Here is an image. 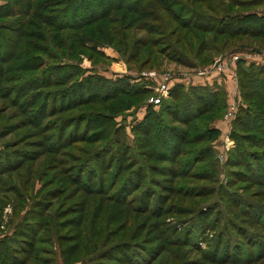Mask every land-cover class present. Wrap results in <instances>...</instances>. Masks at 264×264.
<instances>
[{
  "label": "rangeland",
  "instance_id": "374dc122",
  "mask_svg": "<svg viewBox=\"0 0 264 264\" xmlns=\"http://www.w3.org/2000/svg\"><path fill=\"white\" fill-rule=\"evenodd\" d=\"M4 1L0 0V6ZM0 23L5 24L6 21L0 18ZM99 49L102 51V56L88 58L78 55L69 60H61L53 52L49 54L51 57L40 53L32 54L35 58L30 61L40 62L39 65L41 66L36 67L38 70L46 67L47 64L61 67L55 68L50 82L45 86H40L56 92L47 104L54 109L48 115L40 114V111L37 114L31 113L30 120L33 124H30L28 120L31 109L48 96L39 94L42 92H33L30 96L32 93L30 91L39 89L37 86L32 88L34 85L32 82V86L30 83L29 86L23 87L20 91L19 94L24 93L23 97L16 100L17 102L12 101L13 98L8 87L19 83V78L10 80L18 72L13 75L8 73L3 76V81L0 80V196H3V206H0V237L3 236V246L6 248L8 246V249L12 248V252L17 251L11 246L13 243H7L4 239L24 237L25 233L20 228H26L24 222H33L37 219L38 211L44 210L42 209L44 207L47 209L46 212L57 207V220L63 222L58 231L61 240L57 244L52 232L44 234L41 229H35L37 231L34 236L40 238V241L32 240V242L34 246H45L44 251H40L41 256L47 257V259L55 257L58 264H80L81 262L147 264L149 256H151L149 252L153 254L160 249L170 253L171 256L166 262L168 264H187L195 258L200 261L199 264H214L202 256L210 250L214 235L221 231L220 227L229 218L242 224H248L247 229L251 228L257 233L263 232L254 223H247L238 206L231 203L225 196L218 197L222 202L220 201L218 204L220 211L216 214L217 222L215 225L206 231L201 228L203 224H211L208 217L215 211L214 206L209 204L215 199L212 188L219 187V193L228 194L234 201L239 197L250 199L261 205L264 200V197L263 200L252 197L253 194L262 192L264 184L254 185L248 179L249 177H257L263 182L264 174L260 168H257L259 171L253 174L242 164H234L235 161H245L246 158L233 145L234 143L229 136L230 126L223 133L218 129L217 137L210 145H207L209 164H205L207 158H204L194 164L192 168L191 165L188 168L180 166V162L182 159L191 156L192 145H177L178 149L170 147L172 149L171 161H167L166 157H158V152L160 150L165 151L166 145H155L158 139L154 136L153 131L150 136L151 145L148 136L147 138L145 136L136 137L134 127L139 125L138 123L145 113L144 100L134 103V99L129 94L126 96L118 94L114 99L109 98L103 101L101 99L91 100V96L97 95L90 94L83 88L81 98L84 101L79 103L75 99L76 89L70 88L73 82L82 78L84 81L86 80V83L91 84V87L94 84L97 86V89L94 90L98 92V96L104 94L107 96L112 93L114 85L121 89L128 88L129 84L126 81L123 84L122 81L124 80L123 77H127L131 78L130 84L144 83L153 89L157 82L161 81L163 73L174 76L183 75L182 78L185 80H191L192 72H194L193 75L196 74L198 69L203 68L202 65H196L194 71L192 68H184L173 62L164 61L158 69L143 68L139 71L137 65L127 63L124 56L112 47L102 46ZM263 51L264 48L260 51L247 53H261ZM220 58L217 57L216 60ZM17 63H20V60H17ZM38 70L22 75H31L30 73L33 72L39 74L43 71ZM4 71L5 68H3ZM143 71H153L155 80L146 79L141 74ZM44 79L46 76H43L36 83L42 85L44 82L41 81ZM61 80L66 83L61 84L59 82ZM176 80V83H179V80ZM186 87L187 85H184L183 88ZM105 88L106 91L102 92ZM62 89H64V93L58 94L57 92H62ZM26 93L29 96H25ZM117 93H120V89ZM114 105H116V109L112 110ZM61 107L64 110H61ZM223 114L214 122L221 120L226 123L223 120ZM104 115L113 116L107 118ZM166 120L169 119L166 118ZM105 122L107 124L102 127H107V129L100 132L103 129L101 125ZM227 124L229 125V123ZM64 138L67 139L65 140L67 142H61ZM202 143L206 144L202 140L201 145H196L195 149H198L199 146L206 148V145H202ZM243 146L251 151L264 149V145ZM182 148H188L191 152L183 153ZM149 152L154 155L152 158H148ZM148 165H154L155 170L145 169ZM162 165L165 168H159ZM123 166L126 169L121 171L120 167ZM116 167L117 169H115ZM199 167L201 168L199 169ZM198 169L202 175L209 177L208 180H195L185 173H180L181 171H197ZM115 171L122 172V174L117 177L116 182L113 179L106 186V182L113 177L112 174ZM204 171L206 172L204 173ZM231 171H237V173ZM129 172L136 187L129 188L128 194L126 193L127 189L125 192L116 190L120 186L121 180ZM97 177H99L98 180ZM60 180H68L70 183L60 184ZM260 180L256 181L260 182ZM97 184H101L100 189L95 188ZM133 184L131 185L134 186ZM178 184L190 186L202 184L206 185L207 189L211 188V191L208 195L200 198L195 197L196 191L187 198L182 197L177 190L168 191L166 195L170 196V201L177 203L175 206L184 203L183 205L190 207L191 212L184 214H177V211H165L159 215V211L163 210L168 203L163 202V199L156 198L155 195L148 197V199L146 196H142V191L145 188L148 192L155 191L165 194L166 188L175 187ZM103 185L106 187L103 188ZM97 192H102V194H97ZM111 193L114 195L110 196ZM189 193H192L191 189H189ZM135 195L139 196L133 202L132 196ZM127 199H130L128 200L129 206L123 208L125 206L123 201ZM145 200H147L146 206ZM200 205L201 207L198 208ZM150 209L151 211H149ZM199 214L200 216H198ZM177 218H184L185 220L178 222ZM163 221L164 223H162ZM169 222H171V229L160 232L159 228L164 224L168 227ZM115 228L117 230L112 232ZM229 228L230 226L227 225L223 234L230 232V229L232 230ZM77 230L85 234L83 235L85 237L88 234L97 235V239L94 243H87L84 248L76 247V251L71 253L72 259L63 262L59 255V247L72 244L74 241L70 238L78 235ZM91 235L88 240H90ZM164 236L175 239V241H166ZM262 237L264 238V233L259 238L262 239ZM47 239L48 243L43 242ZM118 242L119 244L127 243V246L118 247L116 246ZM28 248L29 251L35 249L33 247ZM230 248L229 245V253H231ZM263 249V247L254 244L250 247L246 245V247L243 246L238 249L236 254L241 256L242 253H246L247 256H250L255 251ZM35 253L39 254V250ZM259 256H252V259L257 261L253 260L251 264H264V257ZM156 261H152V263L155 264ZM51 264L53 263L51 262ZM192 264L195 263L192 262ZM235 264L239 263L236 262Z\"/></svg>",
  "mask_w": 264,
  "mask_h": 264
},
{
  "label": "trees",
  "instance_id": "16d2710c",
  "mask_svg": "<svg viewBox=\"0 0 264 264\" xmlns=\"http://www.w3.org/2000/svg\"><path fill=\"white\" fill-rule=\"evenodd\" d=\"M0 18L6 21L5 24L0 23V80L3 81V76L8 73L13 75L16 72L18 73L10 80H17L18 78L20 80L19 83L8 87L13 98L12 101L23 97L24 93L19 94L20 91L23 87L29 86L30 83L32 86V82H34L32 88L37 86L39 89L30 91L32 92L30 96L33 92H42L39 94L48 96L31 109L28 116L30 124H33L30 120L31 113L37 114L40 111V114L48 115L54 109L47 104L56 92L40 86H45L51 81V75L56 67L61 68L58 67L59 65L47 64L46 67L38 70L36 67L40 62H31L30 60L35 58L32 54L40 53L50 56V52H53L61 60L74 59L78 55L92 58V56L103 55L99 48L110 46L122 54L127 63L137 65L139 71L143 68L158 69L164 61L173 62L184 68H192L195 71L196 65H202L201 67L210 65L226 51L229 52H226L223 57L230 53L241 54V58L236 61L235 68V83L239 101L237 100L234 115L229 121V136L234 143L233 145L236 146V150L244 155L246 160H237L234 164H242L253 174L259 171L257 168H260L264 174V166H262L264 164V149L251 151L243 146L264 145V64L246 62L245 58L247 52L260 51L264 48V0H5L0 6ZM263 52L261 53L264 55ZM17 60H20V63H17ZM69 65L72 66L71 63ZM3 68H5L4 72ZM36 70L43 71L39 74L33 72L30 73L31 75H22ZM225 70L216 73L230 80L228 95L222 85L215 83L191 85L185 84L186 82L176 83L177 81H173L168 88L167 96L161 98L157 105H152L146 101L147 97L153 95L151 88L144 83L130 84L131 78L127 77H123L124 80H121L123 84L125 81L129 84L128 88L121 89L114 85L112 93L107 96L105 94L98 96V92L95 91L97 86L94 84L91 87V84L86 83V80L84 81L82 78L73 82L70 88L76 89L75 99L79 103L84 101L81 98L83 88L90 94L97 95L91 96V100L114 99L118 94L125 96L129 94L134 99V103L144 100L145 113L138 123L139 125L134 127L136 137L145 136L147 138L148 136L150 140L148 142L151 145L150 136L153 131L154 136L158 139L155 145H166L165 151L160 150L158 152V157H166L167 161H171L172 149L170 147L178 149L177 145H192L191 156L182 159L180 162V166L190 168L191 165L192 168L194 164L204 158H207L205 164H209L207 145H210L219 134V130L213 125V122L227 110L230 102L227 98L230 97L231 99L230 90L233 81L230 77V70ZM43 76H46V79L41 81L44 84H37L36 82L40 81ZM59 82L61 84L66 83L63 80ZM184 85L187 87L183 88ZM119 89L120 93H117ZM61 91L57 93H64V89ZM105 91L106 88L102 92ZM25 96L29 95L26 93ZM115 109L116 105L113 106L112 110ZM61 110L64 109L61 107ZM95 116L98 115L95 114ZM104 116L111 118L113 115ZM77 117L79 118V116ZM100 117L102 118L101 114ZM106 124V122L102 123L101 127ZM106 129L107 127H104L100 132ZM65 140L67 139L64 138L61 142H67ZM202 140L206 142V144L202 143V145H206V148L199 146L198 149H195L196 145H201ZM182 150L183 153L191 152L188 148H182ZM148 155V158L154 156L150 152ZM138 167L140 168V165ZM159 168H165V166L162 165ZM120 169L122 171L126 168L123 166ZM145 169L155 170V167L148 165ZM199 169L197 171H181L180 173H185L195 180H208L209 177L202 175ZM231 172L237 173V171ZM120 174L122 172L115 171L112 174L113 177L106 182V186L113 179L116 182ZM128 174L121 180L120 186L116 189L124 192L127 189V194L129 188L136 187L130 178V172ZM98 179L99 177H97ZM248 179L254 185L264 184V181L262 182L257 177H249ZM256 180H260V182ZM59 183L69 184L70 181L60 180ZM100 186L101 184H97L95 188L100 189ZM189 189L192 190V193H189ZM172 190L179 191L184 198L193 195L196 191L195 197L200 198L208 195L211 188L207 189L206 185L202 184H193L192 186L178 184L175 187L166 188L165 194L155 191L148 192L145 188L142 191V196H146L148 199V197L155 195L156 198L163 199V202L168 203L163 210L159 211V215L165 211H177V214L190 213L188 205L181 203L175 206L177 203L170 201L171 198L166 193ZM212 193L215 194V199L209 204L214 206L215 211L208 217L211 224L206 223L201 227L203 231L212 228L217 222L216 214L220 211L218 204L220 201L222 202L218 197L225 196L231 203L238 206L247 223H254L263 232L257 233L251 228L247 229L248 224H242L229 218L220 227L221 231L214 235L210 250L202 258L214 264L226 262L251 264L253 260L257 261L252 259V256L264 257V249L255 251L254 254L250 255L251 257L247 256L246 253H242L241 256L236 254L238 249L243 246L246 247V245L250 247L254 244L264 248V238H259L264 233V189L262 192L252 195L254 198H262L263 203L261 202V205L250 199L239 197L236 202L228 194L219 193V187L212 188ZM97 194H102V192H97ZM112 195L114 194L111 193L110 196ZM138 196H132L133 202ZM128 200L130 199L123 201V203L125 202L123 208L129 206ZM146 203L147 200L144 201L145 206ZM0 206H3V196H0ZM42 209L44 210L38 211L37 219L33 222H24L26 228H20L25 233L24 237L4 239L7 243H13L11 246L17 251L12 252V248L8 249V246L7 248L3 246V236L0 237V264H51V262L58 264L55 257L47 259V257L41 256L40 251H44L45 246H34L32 242V240L40 241V238L34 236L38 229H41L44 234L52 232L57 244L61 240L58 231L63 222L57 220V207H53L48 212H46L45 207ZM183 219L177 218V221H184L185 219ZM170 225L171 222H169L168 227L164 224L159 228V231L171 229ZM227 225L232 230L229 228L230 232L223 234ZM116 230L115 228L112 232ZM77 232L76 237L70 238L74 241L72 244L59 247V255L63 262L72 259L71 253L76 251V247L84 248L87 243H94L97 239V235L88 234L85 237L83 236L85 234H82L80 230ZM90 235L91 238L88 240ZM164 237L166 241H175L168 236ZM43 242L48 243V239L43 240ZM190 244L192 245L191 241ZM229 245L231 246V253L228 252ZM116 246H127V243L119 244L118 242ZM28 247L35 249L29 251ZM36 249L39 250V254L35 253L38 251ZM149 253L151 256H149L147 264H153L152 261L155 260H157L155 264H168L166 262L171 256L164 249L153 254H151L152 252ZM229 258L230 260H228ZM197 260L195 258L187 264H192V262L199 264L200 261ZM80 264H93V262H81Z\"/></svg>",
  "mask_w": 264,
  "mask_h": 264
},
{
  "label": "built area",
  "instance_id": "2783aa9c",
  "mask_svg": "<svg viewBox=\"0 0 264 264\" xmlns=\"http://www.w3.org/2000/svg\"><path fill=\"white\" fill-rule=\"evenodd\" d=\"M264 53V52H263ZM250 53L245 54L246 56L249 55ZM241 58V54L239 53H230L227 54L226 56L220 58L219 60L217 59L214 61V63H211L210 65H207L203 68H200L196 71V74L198 75H209L212 72H221L225 69H228L230 65L233 66V69H230V77L233 81V85L230 90V102L228 104L227 110L223 114V120L226 123H229L230 119L234 115L235 112V106L236 102L238 100V91H237V86L235 83V64L236 61ZM229 70V69H228ZM142 76H144L146 79L151 78L155 80V73L153 71H143ZM164 75H161V81L157 82V85L153 87V95H150L147 98V103H151L152 105H157L160 101L161 98H164L167 96L168 88L173 83V81H177L176 79L179 80V82H185V79L182 78L183 75H170L169 73H163ZM176 78V79H175ZM188 80H186L187 82ZM148 87V86H147ZM150 88V87H149Z\"/></svg>",
  "mask_w": 264,
  "mask_h": 264
},
{
  "label": "crops",
  "instance_id": "0c3cea01",
  "mask_svg": "<svg viewBox=\"0 0 264 264\" xmlns=\"http://www.w3.org/2000/svg\"><path fill=\"white\" fill-rule=\"evenodd\" d=\"M245 58H246V62L252 61L254 63L264 64V55L262 53H252V54L247 55ZM235 68H236V64H235ZM228 69L229 70L233 69V66L230 65ZM187 82L193 85H196V84L200 85V84H205V83H208V84L215 83L216 85H222L227 95H228V90L230 89V84H231L229 79L227 78L225 79L224 77H222L221 74H217L216 72H212L210 75H207V76L194 74L192 75L191 80H188ZM227 100L230 101V97H228ZM213 125L216 128H218L221 131V133L225 132L229 127L227 123H224L221 120L214 122Z\"/></svg>",
  "mask_w": 264,
  "mask_h": 264
}]
</instances>
